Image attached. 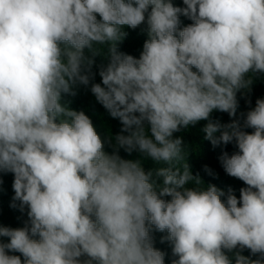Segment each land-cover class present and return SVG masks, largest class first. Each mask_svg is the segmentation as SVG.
I'll list each match as a JSON object with an SVG mask.
<instances>
[{
  "label": "clouds",
  "instance_id": "1",
  "mask_svg": "<svg viewBox=\"0 0 264 264\" xmlns=\"http://www.w3.org/2000/svg\"><path fill=\"white\" fill-rule=\"evenodd\" d=\"M183 5L0 0V173L13 174L11 207L28 217L0 226V264H165L153 230L167 232L171 264H264V99L242 124L210 118L235 117L237 93L264 75V0ZM142 24L139 57L119 51L124 26ZM97 56L108 59L100 83ZM89 85L122 125L112 153L89 116L62 103ZM200 121L213 147L235 142L219 161L246 185L239 198L190 171L174 134Z\"/></svg>",
  "mask_w": 264,
  "mask_h": 264
},
{
  "label": "trees",
  "instance_id": "2",
  "mask_svg": "<svg viewBox=\"0 0 264 264\" xmlns=\"http://www.w3.org/2000/svg\"><path fill=\"white\" fill-rule=\"evenodd\" d=\"M173 4L177 7H184L183 0H172ZM99 18V17H98ZM181 27L187 26L192 23L187 17L181 16ZM147 25L142 24L136 29L124 26L123 31L127 33V36L118 45V50L134 57H139L143 44L147 37L146 31ZM106 51V49H105ZM108 59L106 56L95 57V63L93 65L94 83H100L101 77L99 76V69L101 65H107ZM195 70V69H194ZM237 99L239 106L235 117H230L228 113L214 111L211 114L212 121H219L221 124L231 123L233 119L240 120L243 123L242 114H246L247 111L255 107L257 99H264V75L257 74L253 78V83L250 90H241L237 93ZM62 103L76 111H83L92 120L94 127L102 140L105 142L104 150L108 153L114 151V139L109 142V137H115L120 132L122 127L118 119L112 118L108 111L96 101L95 96L90 91V85L88 87L79 86L77 94L75 96L64 95ZM207 121H200L196 125H190L186 129H182L180 132L175 133L174 136L182 138L183 146L187 151L186 161L190 166V171L194 176L199 175L205 186L215 185L219 189L223 190L226 194L228 189L231 188L233 193L239 198L240 189L246 187V185L239 179L229 176L223 169L219 156L222 152L226 151L229 155L238 152V148L235 142L228 145H221L213 147L210 141L205 139V133L203 127ZM251 132L252 129H245ZM119 155L124 159H143L138 152H133L131 155L126 153L123 149H119ZM145 170H150L153 165L152 162L146 161L143 164ZM205 166L211 170L212 174L205 171ZM0 179L3 183L0 184V226L19 228L23 227L27 217V208L23 212L19 210V207H11L12 197L14 191L12 183L14 176L12 173L3 174L0 173ZM166 199H170L167 197ZM222 200H226V196L222 197ZM18 204V202H17ZM154 247L165 253V264H171V261L175 259L172 256V245L166 239L167 232H158L153 230L152 233ZM3 242L7 243L8 238H0ZM11 255H18L23 257L20 253H9ZM249 251L245 250L243 255H249ZM255 259V257H253Z\"/></svg>",
  "mask_w": 264,
  "mask_h": 264
}]
</instances>
